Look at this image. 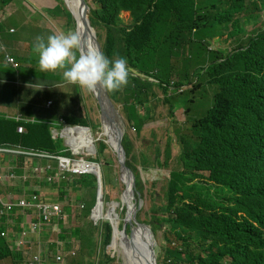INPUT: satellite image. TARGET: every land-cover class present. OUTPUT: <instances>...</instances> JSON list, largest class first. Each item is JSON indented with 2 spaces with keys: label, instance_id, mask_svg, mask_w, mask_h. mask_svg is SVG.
Here are the masks:
<instances>
[{
  "label": "trees",
  "instance_id": "obj_1",
  "mask_svg": "<svg viewBox=\"0 0 264 264\" xmlns=\"http://www.w3.org/2000/svg\"><path fill=\"white\" fill-rule=\"evenodd\" d=\"M12 1L0 0V4L6 6ZM247 1L94 0L91 21L94 27L106 30L103 52L109 60L127 58L140 72L168 84L173 69L185 64L184 54L192 52V29L202 26L195 20V8L219 12L216 21L209 26V31L213 32L216 25L233 20L235 14L247 9ZM258 1L264 7V0ZM195 2L200 5L196 6ZM255 8H258L256 3ZM46 12L53 17L65 13L70 26H74L71 14L60 5L48 8ZM122 12L131 13L133 22L130 26L122 23ZM248 17L257 19L253 14ZM27 61L31 66L20 68L22 75L29 73L34 78L63 81L62 73L42 72L37 60ZM150 61V67L141 68L147 67ZM129 66L127 62V68ZM204 72L208 76L207 83L217 85L214 105L205 116L195 119L186 132L178 130L182 148L180 158L187 169L182 174L172 172L164 202L154 207L146 220L155 233L165 226L162 240L165 260L158 257V264H264V32L249 38L245 46H239L233 53L213 54V60ZM128 78L131 79L126 86L110 92L114 102L118 103L121 93L134 99L143 98V94L148 98L149 92L154 93L153 86L158 85L139 76L129 74ZM160 86L168 102L170 89L164 84ZM62 90L51 93L45 89L26 88L24 91L30 92L34 101L44 103L53 99L57 103L73 93L70 88ZM193 101V98L188 99V103ZM68 104L65 100L59 108V116H64L67 123L86 124L83 117L68 114ZM123 109L129 112L130 121L134 118L136 123L139 122L141 115L134 105ZM185 109L189 112L191 107L187 105ZM51 110L56 111V108ZM174 111L175 106L171 104L170 114ZM20 124L26 128L23 133L17 131ZM0 143L19 144L54 154H63L65 148L52 137L50 122H20L1 116ZM123 145L130 157L127 165L136 170L131 159L133 143L127 135ZM97 149L96 160L100 161L108 145L99 141ZM23 158L21 155L20 159ZM109 163L103 168H109ZM205 171L209 173L207 176L203 175ZM103 178L104 184L113 182L106 171H103ZM209 180L211 183L206 182ZM136 182L142 192L139 174H136ZM88 185L96 186V177L92 174L82 175L76 180L75 187ZM64 196L62 192L61 199ZM65 210L70 212L69 205ZM90 211L91 207L87 213ZM138 219H141L139 214ZM112 229L108 221L98 226L89 221L73 228L80 252L69 264H108L112 261L106 253ZM67 231L63 228L60 238L67 240L68 246L70 236ZM6 256L20 255L0 237V258Z\"/></svg>",
  "mask_w": 264,
  "mask_h": 264
},
{
  "label": "rangeland",
  "instance_id": "obj_2",
  "mask_svg": "<svg viewBox=\"0 0 264 264\" xmlns=\"http://www.w3.org/2000/svg\"><path fill=\"white\" fill-rule=\"evenodd\" d=\"M87 3L93 6V0H86ZM255 3L258 8H255ZM13 5L2 9V14L7 18H11L9 23L14 24L17 27L16 36H18L21 40L27 42L28 51L26 52L25 57L28 59L37 60V56L33 53V44L36 41V30H27L23 28L20 20L25 18L27 23L33 24L34 27H44L52 34H60L67 33L69 31H74L68 25V20L64 15L59 17L49 16L46 12V8H54L56 6V2L54 0H47L45 2H40V0H21L17 3H12ZM65 6V5H64ZM67 7V5L65 6ZM68 8V7H67ZM210 13L211 11L208 10ZM249 14L257 15V19L255 20H247ZM123 22H128L131 20L129 13H122ZM237 17H242L241 26L242 28L239 30V34L243 38V41H247L248 37L251 36L256 29L264 26V7H262V3L258 0H248L247 1V9ZM206 22V21H204ZM216 28H221L222 25H216ZM232 26L229 25V28ZM208 26L206 28L200 29L197 33H192L190 35L191 41L196 43L199 47L192 52H187L184 54L185 64H179V68L183 74V76L174 75L171 77V80L176 82L181 79L185 81V77L193 79L194 81L200 80L202 83L201 86L193 89V83L185 85L186 88L183 91H179L172 89L173 91L169 93V102L168 104L164 102V90L161 88L160 84L154 85L153 90L154 93L149 92L148 98L143 97V102L149 99L148 102L143 103V105H139L138 110L141 114L147 112V107L150 109L151 118L147 119V121L137 126L136 124L130 123L127 117L126 112L123 110V106L121 103H124L125 98L122 96L121 103H116V106L120 110V113L124 119V134L128 135L133 142V149L131 153L132 163L136 168V171L140 175L143 183V191L140 192L139 185L135 184L133 192L129 190L128 180L123 178L120 171V163L117 158V154L112 146L109 145L110 150H106L105 153L101 156L100 165L102 172L106 171L113 179V182L107 183L103 186L105 198V210L109 208L111 203H119L116 206V211L120 216V223L118 224L121 228L123 218L125 217V212L128 209L129 205L125 204L127 202V192L132 193L133 201L137 204H140V207L136 213V216L139 214L141 221L146 223L149 215L153 213V208L159 205H162L164 202L165 190L167 188V182L170 178V173L172 170H184L185 167L183 163L179 160L180 154V145L177 139L178 130L181 126H187L190 124L188 114L185 111V107L189 104L188 99H194V102L190 103L191 107L190 114L194 117H202L206 114L208 109L214 104V95L217 89L216 84L206 83L208 80V76L205 74L206 67L212 62L213 56L211 52L208 50V47H217L214 45L215 37H211L207 32ZM97 36L98 33L102 35V38L98 36V40L100 43L103 42L104 37L106 36L105 28L97 29L95 28ZM75 32V31H74ZM235 32V31H233ZM35 37H30L29 34ZM228 32H226L227 35ZM232 38V42H230L227 46V50H231L234 48L235 43ZM220 42L223 43V39H219ZM224 44V43H223ZM149 60H151L149 58ZM131 67H134L129 63ZM152 65L151 61L147 67L142 66L141 68L147 69ZM173 72V71H172ZM136 73H138L136 71ZM135 73V74H136ZM56 74L61 75V71L56 72ZM137 75V74H136ZM173 75V73H172ZM171 75V76H172ZM162 77V75H159ZM29 81H35L34 77L28 74ZM145 78V76H143ZM131 78H128V83ZM199 83V81H198ZM70 89L77 94L82 93L83 101H82V112L87 116L86 123H88L91 127V131L93 133V138L95 139V143L99 141V138H104L105 136L101 135V131L103 130V125L101 122V112L96 100V97L93 92L88 91L85 88H79L75 85H70ZM13 88L8 86L3 89L2 95H5L7 92L12 91ZM18 91V88H17ZM62 92L63 90L57 89V92ZM77 94L75 96H77ZM43 95V94H42ZM173 103L175 105L176 111L173 117L169 114V105ZM30 114H33V110L29 111ZM55 128L61 129L60 125L55 123ZM60 143L64 144L68 147L67 138H59L56 139ZM69 148V147H68ZM71 150V149H70ZM93 153L89 156L86 150H83L79 153L80 156H85L94 159L97 154V146L92 148ZM17 162L9 159L8 155L5 156L2 166L6 171L9 170L10 167L15 166L19 173L22 175L23 171L28 169L25 168L24 161L20 158H15ZM110 160V161H109ZM107 162L109 163V168H103ZM34 163H39L40 165L51 164L52 167L56 165V161L54 160H43V159H34ZM136 173V172H134ZM208 172H204L203 175L207 176ZM30 178L28 181H24L23 179H18L14 185L3 186L0 185V191L4 194H16V195H29L34 191L42 192L46 197L54 201H61L63 206L69 205L70 212L68 214V218L63 220V224L55 227V231H52L51 228H47L43 233L38 235H33L28 233V239L34 242L31 251L37 249V245L41 244V247L44 250V254L48 255L47 262L49 259H53V255L60 257L63 251L70 250L73 246L79 244V240L75 234L72 233V229L78 227L80 225H85L89 221H93L91 218L92 212L90 214L87 213L89 207L95 202V194H97V187L83 186V187H75L76 180L78 177H75L73 181L69 180L67 183L63 185V181L61 183H49L46 182L45 179ZM66 181V180H64ZM62 190V191H61ZM62 192L66 196L61 199ZM82 198V199H81ZM125 202V203H124ZM85 204V208H80V204ZM124 203V204H123ZM159 213V212H158ZM25 220L24 215L19 214L14 215L12 217V221L7 224L13 230L9 234V238L14 240L17 239L19 234L17 231V226H21V222ZM106 219L99 220L100 223H103ZM5 220L0 219V223L2 224ZM95 224V222L93 221ZM99 224V223H98ZM62 227L66 230V234L69 237L67 246V240L60 238V234L62 232ZM165 230V226L162 225L161 228L157 230V233H154L155 238V248L158 257L161 261H164L165 257L163 255V231ZM65 240V241H64ZM56 243H59L61 246L59 250H55ZM165 244V243H164ZM106 253L110 255L112 261L108 264H128L125 253L120 247L110 248ZM79 255V252H78ZM76 256V255H75ZM67 258L63 263H57L53 260L54 264H67L71 259ZM99 258V256H98ZM45 263V264H46ZM0 264H15V261L11 257H7L5 259L0 260ZM25 264V258L21 260V263Z\"/></svg>",
  "mask_w": 264,
  "mask_h": 264
},
{
  "label": "clouds",
  "instance_id": "obj_3",
  "mask_svg": "<svg viewBox=\"0 0 264 264\" xmlns=\"http://www.w3.org/2000/svg\"><path fill=\"white\" fill-rule=\"evenodd\" d=\"M19 1H21V0H13L10 4H8L6 6H2L0 4V36H1V33L6 30V26L9 25V20L11 19V18H7L6 16H4L2 14L1 10L5 9L8 6L13 5L12 3H17ZM54 1L56 2V6L60 5L64 10H67L72 16V13H71L72 11L69 8H67L68 6L65 7L67 5L65 0H61V2H58L57 0H54ZM195 5L197 6L200 4L198 2H195ZM89 7H90V17H91V9L95 7L94 0H93V6L89 5ZM46 9H48V8H46ZM46 9H45V12H46ZM210 11H211V13L208 11V9H204L203 7L202 8H195V12H194L195 20H197V22H201L202 26L200 28H198L197 26L194 27L191 31V34L197 33L200 29L206 28L208 26L207 32L211 37L216 38L213 44L217 45V47H211V46L208 47V50L211 52L212 56H213V54L222 55L223 53H229V52L233 53L234 51H236L238 49L239 46H245L247 44L249 38H251L252 36L256 35L259 32H264V26L259 27L258 29L255 30V32L251 36L248 37L247 41H243V38H245V37H242L239 34V30L242 28V26L240 24L242 17H237V15L242 14L244 11L242 13L235 14L233 17V20H231V21L225 20V22L222 24L221 28L215 27L214 31L210 32L209 26L213 21H216L215 18L219 14V12L217 10H210ZM122 13H129V15L131 17L130 21L124 23L122 16H121V20H122L123 24L130 26L133 22V17L131 16V13L130 12H122ZM62 15H64L66 17L65 13H63ZM74 17H75V15H74ZM74 17L72 16V19L74 20V26H70L69 22H68V25L75 32L69 31L67 33H60V34H52L50 31H48L44 27H34L33 24L27 23L25 18H22V20H20L23 28H26L27 30H36V32H37L35 35V36H37L36 41L33 44L32 51L37 56L39 69L42 72H48V71L58 72V71H61L62 78H63L62 82H63V86H64L63 89L64 88H70V86H65V85L72 84V85L79 87L80 89L85 88L90 92H95L99 87V89H105V90L109 91V94H110V92L119 91L120 89H122L124 86L127 85L129 74L134 75V76H139L141 79L148 80V81H151L153 83L164 84V85L169 87V89H170L169 93H171L173 91L172 89H174V90L178 89L179 91H183L186 88L185 85H187V84L193 83V88H194L195 85L200 83V80H197V79L195 81L193 79H190L188 81L187 80L182 81L181 79H179L178 82H176L174 80H170V83H168V84L167 83H161L158 78H156L152 75H148V74H145L143 72H140L135 67L129 66V68H127V62L130 63L127 58L120 57V58H117L115 60H109L104 55V52H103V42L105 40V37H104V40L102 43L99 42L101 45L102 52H100L92 44H87L86 46H84L82 48L81 36L77 32V22H76L77 19H76V17L75 18ZM66 19H67V17H66ZM247 20H250L249 17H247ZM204 21H206V22H204ZM91 24H92V21H91ZM12 25L13 26L9 27L7 29V31L11 35L15 36L18 40L23 41L18 36H16L17 27L14 24H12ZM229 25H231L232 27L229 28ZM94 28H97V27H94ZM233 31H235V32H233ZM226 32H228V34L224 35V34H226ZM29 36L31 38L35 37V36H32L31 34H29ZM98 36H99V34H98ZM98 36H97V38H98ZM99 37L102 38V36H99ZM233 37H235L233 39L235 46L231 50H227L226 46L230 42H232ZM219 39H223L224 44L222 42H220ZM23 42H25V41H23ZM24 47H25V45L22 44V48H23L24 52L22 54L18 55L16 53H13L9 49H7V47L5 45L0 44V51H2L4 53L5 61H6L7 65L16 74V76L19 75V77H27L29 74V73H27L25 75H22L20 72V68L25 67V66H31V63L27 61L28 57H25L26 52L28 51V46H26L25 49H24ZM198 47L199 46L193 42L192 51H195ZM136 71L138 73H136ZM172 73H173V75L171 77H173L174 75L183 76L180 68L173 69ZM143 76H145V78ZM171 77H170V79H171ZM198 81H199V83H198ZM180 82H182V83H180ZM202 83H201V85H202ZM23 84H24L23 86L25 89L26 88H29V89L30 88H36V89L48 90L44 86L45 84L42 82H38L37 84L23 82ZM201 85H199V86H201ZM26 86H29V87H26ZM76 94H77L76 92H73L70 94V96H68L67 98H65V99H63L57 103H54L52 101L53 99H48L43 104H41L40 102H37L36 104L32 105L27 110L28 113H29V111L33 110V114H31L32 117H30V118L23 117L21 115H17L13 118H7V119H15V120L20 121V122H22V121L28 122V121H35V120L50 122L51 123L52 137L54 139H59L62 137L67 138V144H68L69 148L63 144L65 147L63 149L64 153L63 154H61V153L54 154V153H51V152H48L45 150H39V149H33V148L27 149V148L22 147L19 144L5 145V144L0 143V185L10 186V185H14L18 179H23L26 182L30 178H35L36 180H39L37 178H42V179H45L46 182H49V183H61L62 181L67 183V181H69V180L73 181V179L75 177H78V179H79L84 174L94 175L93 171H95V169L92 166L93 163H97L99 165L98 172H101V174H102L103 186L106 185V184H104L103 172L101 169V165L99 163L100 161L96 160L97 156L94 159H92L91 157L89 158V156L92 155L93 150L89 151V149L87 147H85L88 150L87 151L85 149L88 152L89 156L88 157L80 156L79 153H81L83 150L82 149H80L78 151L74 150L73 147L71 146V144H69V142H68L69 138L74 139V141H79L80 140L79 135L77 133L76 134L72 133L70 136L63 134L64 131H66V130L78 128V126H75V125H82V126L90 127V125L88 123H86V124L67 123L65 121L64 116H61V115L59 116V108L62 106L64 101L67 100L69 102L68 114L83 117L86 121L87 116L82 112V110H83V108H82V101H83L82 93L77 94V96H75ZM122 96H124V98H125L124 103H121ZM145 96L146 95H144V94L142 95V97H145ZM119 97H120V100H118V103H121L123 108L129 109V107L131 105H134L137 112L141 115V119L139 120L138 123H136L134 118L129 117L131 119V121L128 119L130 123H133V124H136L137 126H140V125L144 124L147 121V119L151 118L150 109L148 107H147V112H145L143 114H141L140 111L138 110L139 105H143V103L148 102L149 100L146 99L145 102H143V98L134 99L133 97L126 95L125 93H121L119 95ZM165 99L166 98L164 96V102L168 104L169 99H168V102H166ZM116 103L117 102H115V105H116ZM171 104H173V103H171ZM170 105H169V114H170ZM53 107L56 108V111L51 110ZM43 108H45L47 115H45L44 113L41 112V110ZM175 111H176V108H175ZM175 111H174V114H175ZM185 111H186V109H185ZM190 112H191V109L189 112L186 111V113L188 114L190 124L187 126L183 125V126L179 127V129L183 130L184 132H186L188 130V127L192 124V122L195 119L201 118V117L192 116L190 114ZM126 114L128 117L129 112ZM174 114L173 115L170 114V116L173 117ZM120 117H121L120 118V124H121L122 130H123L122 146L124 147L123 138H124V136H126L124 134V119H123L122 115ZM101 122H102L103 128H104L105 123L108 124L110 127H113L107 121H105L103 119H101ZM55 123L59 124L60 128L62 126V128L61 129L55 128L54 127ZM91 127H90L89 131H90V134L92 136V148H93V143L95 144V146H97L99 141H104L105 143H107V145H108L107 150H110L109 145L113 147L116 144V142H115V144H111L109 141V136H105V135H102L105 137L99 138V141H97L95 143V139L93 138V133L91 131ZM80 128H83V127H80ZM17 131L19 133H23L26 131V128L24 127V125L20 124L17 127ZM114 133H115V130H114ZM115 137H116V133H115ZM177 139L179 141V137H177ZM179 145L181 147L180 142H179ZM132 149H133V147H132ZM114 150H115V148H114ZM181 150H182V148L180 149V154H181ZM115 152H116V150H115ZM97 153H98V149H97ZM7 154H10L11 156H8L9 159L12 161H15V162H17L15 158H17V157L20 158V156L22 155L24 158L21 160L23 161L25 159V161H24L25 168H27L28 166H29V168L24 170L22 172L23 173L22 175H19V173H17L19 171H18V168L15 169L16 168L15 166L10 167L9 170L6 171L5 168L2 166V162L4 161L2 159H4ZM180 154H179V160L184 165L183 160L180 158ZM36 158L48 160V161L54 160V161H56V165L54 167H52L51 164L40 165L39 163H34V159H36ZM84 158L88 161L89 164H87L86 167H81L78 163V160L84 159ZM128 159H130V157H128L127 153H126L125 163ZM62 161H64V162L69 161V166H63L61 164ZM72 163H74V164H72ZM126 165H127V163H126ZM184 167H185L184 170H186L187 167L185 165H184ZM184 170H172L170 173V178L173 177V173H172L173 171L175 173H181L182 174ZM132 171L136 172V173H134L135 178H136V174H138V172L136 170H133V169H132ZM122 176H123V174H122ZM126 179L128 180V183H129L128 176ZM64 180H66V181H64ZM141 181H142V179H141ZM206 182L211 183L210 180L206 181ZM135 184H137L136 181H135ZM88 186H90V185H88ZM93 186H95V185H93ZM134 186L132 187V189H134ZM137 186H138V184H137ZM95 187H97V194H95V196H96L95 202H93V204L90 206L91 207L90 213L92 212L91 218L95 222V224L94 223L93 224L98 226V225H102V223H100L99 220H102L103 218L105 219V217L104 216H98V217L95 216V209H96V205L98 202V199H97V197H98L97 178H96V186ZM217 190H219V187L217 188ZM103 196L105 198L104 190H103ZM117 204H119V203H117ZM55 205L60 206V210L58 212H56L53 208V206H55ZM79 206H80V208H85V204H83V203L80 204ZM65 207L63 206L61 201L51 200L48 197H46V195H44L42 192H38V191H34L29 195H25V194H23V195H16V194L4 195L0 191V219L2 221L5 220V222H3L2 224L0 223V237H3L4 239H6V241L8 242V247L13 252L20 255V256H6L3 258H0V260L5 259L7 257H11L15 261V264H19V263H21V260L24 257L25 258V264H45L47 261L48 255L44 254V250L41 247V244L37 245L36 250L31 251L32 246L34 245V242L30 241L27 238L28 233L36 236L40 233H43L49 227L51 228L52 231H55L56 225L59 226V225L63 224L62 223L63 220H66L68 218V214L66 213ZM49 208H50V210H48ZM103 211H105L104 207L102 208L101 212H103ZM19 214L24 215L25 220L21 222V226L20 225L17 226V231L19 234L18 238L12 240L9 238V234L13 229L10 228L7 224H9L12 221V217L14 215L18 216ZM125 214H126V212H125ZM136 218L138 219V215L136 216ZM123 220H124V218H123ZM138 220L141 221V219H138ZM106 221H108V220H106ZM108 222L110 223V221H108ZM141 222H143V221H141ZM147 224H149V223H147ZM63 228L64 227H62V230H63ZM112 228H113V226H112ZM127 231L130 232V227L127 228ZM112 234H113V229H112ZM111 239H112V237H111ZM61 240H63V239H61ZM60 246L61 245L59 243H56V246L54 247L55 250H59ZM79 249H80V243L76 246H73L68 251H63V253L61 254L60 257H57V256L52 254L53 259H49V262H47L46 264H54L53 260L57 263H63L66 261L67 258L72 257L67 263V264H69L71 262V260L78 257V252H80Z\"/></svg>",
  "mask_w": 264,
  "mask_h": 264
},
{
  "label": "water",
  "instance_id": "obj_4",
  "mask_svg": "<svg viewBox=\"0 0 264 264\" xmlns=\"http://www.w3.org/2000/svg\"><path fill=\"white\" fill-rule=\"evenodd\" d=\"M79 2H80V12L82 17L80 21L76 20V22H77L78 33H79V29L81 28L80 36H81L82 48L89 43L90 39H92L96 43L97 49L100 52H102L101 45L98 41L95 28L91 24L90 7L85 0H79ZM71 13L72 16L74 17L73 12ZM93 93L99 104L101 119L107 121L111 126L115 128L116 144L113 147L116 150L117 158L120 163L121 174H126L128 176L130 183V191L133 192L132 187L135 185L136 178L132 169L129 168L125 163L126 151L122 146L123 130L120 124V118H121L120 111L116 107L115 102L112 100L109 91L105 89H99L98 87V89ZM75 126H78V128L83 127L90 130V127L88 126H82V125H75ZM93 147H95L94 143H93ZM93 174L97 178V186H98L97 199H99L100 196H103L102 174L101 172L97 173L95 171H93ZM131 201L133 202V206H131V208L128 207L121 228L119 227L118 224L114 223L111 217H105V219L110 221V223L113 226L112 239L110 244L107 246V250L112 248L117 233L121 236V238H123V250L128 264H158L157 253L155 248L156 242L154 238L155 235L154 231L152 230L149 224L145 222H141L136 218V213L140 207V204L138 203L136 204L133 201L132 195H131ZM128 227H130V232L127 231Z\"/></svg>",
  "mask_w": 264,
  "mask_h": 264
},
{
  "label": "crops",
  "instance_id": "obj_5",
  "mask_svg": "<svg viewBox=\"0 0 264 264\" xmlns=\"http://www.w3.org/2000/svg\"><path fill=\"white\" fill-rule=\"evenodd\" d=\"M11 26L13 25L9 23V25L6 26V30L1 33L0 44L5 45L7 49L19 55L24 52L22 44L26 47L27 43L18 40L7 31V29ZM34 80L35 81H29L28 77H19V75L16 76V74L7 65L4 53L0 51V116L5 118H13L17 115L27 118L32 117L27 110L38 101H34L33 96L30 97V92L26 93V91H24L25 88L23 86V82L32 84L42 82L51 93L57 92V89H63V82L55 78L42 79L40 77H35ZM8 86H11L13 90L7 92L5 95H2L1 93L3 89ZM41 104H43V102H41ZM41 112L47 115L45 108H43ZM7 155L11 156L10 154Z\"/></svg>",
  "mask_w": 264,
  "mask_h": 264
},
{
  "label": "bare ground",
  "instance_id": "obj_6",
  "mask_svg": "<svg viewBox=\"0 0 264 264\" xmlns=\"http://www.w3.org/2000/svg\"><path fill=\"white\" fill-rule=\"evenodd\" d=\"M47 0H40V2H45ZM67 3L68 8L74 13L75 17L77 20H81V12H80V2L79 0H65ZM79 34L81 35V28L79 29ZM88 44H92L93 46L96 47V43L90 39ZM97 48V47H96ZM114 128L110 127L108 124L105 123L104 128L101 132V135H105V136H109V141L111 142V144H115V133H114ZM72 133H77L79 135L80 140L79 141H74V139L69 138V144H71V146L73 147L74 150L78 151L80 149L85 150L87 147L90 150H92V136L90 134V131L86 128H76V129H70V130H66L64 131V135H68L70 136ZM87 150V149H86ZM88 151V150H87ZM78 163L81 167H86L88 163V161L84 158V159H79ZM93 168L95 169V172L98 173V169H99V165L97 163H93L92 164ZM123 178H127L126 174H123ZM128 187L130 190V183H128ZM127 192V202L125 204L129 205V208H131V206H133V202L131 201V193ZM104 196H100V198L98 199L97 205H96V209H95V216H104V217H111L112 220L114 221L115 224H119L120 223V216L116 211V206L118 205L117 203H111L109 205V208L103 212L102 208H105V201H104ZM106 209V208H105ZM116 212V213H115ZM113 213V214H111ZM130 214V213H129ZM120 247V249H122L123 247V238H121V236L119 234L116 233V237L115 240L113 242L112 248H117Z\"/></svg>",
  "mask_w": 264,
  "mask_h": 264
},
{
  "label": "built area",
  "instance_id": "obj_7",
  "mask_svg": "<svg viewBox=\"0 0 264 264\" xmlns=\"http://www.w3.org/2000/svg\"><path fill=\"white\" fill-rule=\"evenodd\" d=\"M64 160H65V159H64ZM61 164H62L63 166H69V161H66V162L62 161ZM72 164H74V163H72ZM53 208H54V210H55L56 212H58V211L60 210V206H59V205H55V206H53ZM48 210H50V208H49Z\"/></svg>",
  "mask_w": 264,
  "mask_h": 264
}]
</instances>
